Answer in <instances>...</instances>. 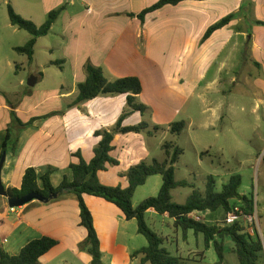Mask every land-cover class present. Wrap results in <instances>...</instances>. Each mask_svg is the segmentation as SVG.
I'll return each mask as SVG.
<instances>
[{
  "label": "crops",
  "instance_id": "obj_1",
  "mask_svg": "<svg viewBox=\"0 0 264 264\" xmlns=\"http://www.w3.org/2000/svg\"><path fill=\"white\" fill-rule=\"evenodd\" d=\"M158 1L40 0L47 16L64 8L49 33L57 39L55 48L50 46L47 50L60 53L58 62L61 68L72 70L73 80L70 87L62 86L61 91L55 89L50 92V97L56 101L53 107L38 113L31 109L32 113L26 114L27 119L21 121L27 123L33 118L61 112L72 104L78 95V85L86 80L84 66L88 62L101 67L110 81L138 77L143 85L139 99L154 109V120H159L158 123H171L180 112L185 100L183 97L193 92H183L181 86L173 94L163 91L165 82L161 85L157 79L159 68L178 70V76L190 78L194 89L198 90L199 67L201 63L205 64V52L209 48H226L231 44L236 52L249 48V60L256 69L253 78L258 85L264 86V27L258 24L264 22V0H250L249 4L246 0L185 1L176 6H165L147 15L145 22L141 23L137 16ZM130 14L135 17H130ZM231 14H238L237 19L201 43L209 27ZM48 35L40 38L37 45ZM223 67L224 64H220V72ZM35 77L38 84L42 74ZM217 79H214V85ZM153 96L163 102L154 103L150 100ZM97 99L99 97L81 107L67 108L62 115L37 120L19 133L17 149L7 153L2 170V182L7 191L21 188L28 168H35L39 176L52 168L51 182L57 188L65 177H72L70 164L78 161L72 154L80 152L86 162L93 159L100 142L94 133L112 129L127 105V96L119 95L103 100L101 108L98 106V111H95ZM85 108L88 114H85ZM10 111L11 107L0 97V159L11 123ZM16 112L18 117L21 116V107ZM136 115L140 113L127 117L123 126L140 124V121L135 123L138 120ZM130 134L133 133L115 135L113 158H118L114 154L116 143ZM122 149L126 151L129 148L124 145ZM139 153L142 160L150 158L146 146H142ZM118 161V166H109L107 171L100 172L99 180L105 186L127 188L129 181L121 174L127 172L131 165L123 168L122 159ZM152 178L137 189L133 198L135 207L154 196L151 192H160L163 181L156 178L148 184ZM137 194L141 195V201H135ZM85 203L93 216L104 264H149L142 263V255L134 257L136 252L148 246L147 239L138 232L135 219L127 220L116 205L102 198L85 196ZM156 216L161 215L150 209L146 213V221ZM161 217L170 218L168 215ZM191 217L224 226V214L219 211L195 212ZM80 221L79 203L73 194H65L49 202L36 200L15 211H11L7 199L0 196V247L10 255H18L30 241L51 237L59 244L41 258L40 264H92L91 255L79 248L88 235ZM257 226L263 236L264 214L257 213ZM232 247L235 248L234 245Z\"/></svg>",
  "mask_w": 264,
  "mask_h": 264
},
{
  "label": "rangeland",
  "instance_id": "obj_2",
  "mask_svg": "<svg viewBox=\"0 0 264 264\" xmlns=\"http://www.w3.org/2000/svg\"><path fill=\"white\" fill-rule=\"evenodd\" d=\"M9 7L37 28L46 23L48 16L44 13L40 0H0V97L8 106L15 109L21 107L22 115L19 118L24 121L28 117L26 114L32 113L31 109L38 113L53 107L56 101L50 97V92L55 89L59 92L62 86L70 87L73 72L55 64L60 59L57 50L52 53L47 50L50 46L54 47V41L57 40L52 33L35 47L33 61L16 51V48L24 47L31 36L29 32L10 23ZM205 55V64L201 63L199 67L198 90L194 89L190 78L178 76V70L159 68L157 79L161 85L165 82L163 91L173 94L181 86L183 92L187 91L189 94L193 91L192 95L183 97L185 100L180 112L171 123L155 121L151 106H148L150 112L145 117L136 115L138 120L135 123H149V130L153 135L149 136L144 131L140 135L133 133L129 137H123L116 143L114 154L118 160L122 159L123 168L143 161L163 162L166 159L163 144L173 143L183 150L176 165L177 181L193 183L204 194L210 175L216 181L218 192L233 176L239 175L242 179L240 194L253 197L255 212L264 214V86L258 85L253 78L256 69L249 60V48H241L236 52L233 44L226 48L215 46L209 48ZM222 63L224 67L220 72ZM38 73L42 74V80L35 87H29V80ZM215 78L217 83L214 85ZM115 96L119 95L100 96L95 102L94 110L98 111V106L101 108L103 100ZM150 100L154 103L162 101L154 96ZM175 103L179 104L178 100ZM84 111L88 114L87 108ZM177 122L186 124L179 136L173 134L170 127ZM156 126L159 127L158 130H155ZM124 145L129 149L124 151ZM142 146H146L149 151L148 160H142L139 153ZM152 177L148 184L157 180L156 178L163 181L160 175ZM192 193L191 188H178L173 191L174 202L184 204ZM138 194L135 201H141V195ZM151 194L154 195L151 197H157L159 192ZM218 211L224 214L222 220L225 221L227 214L223 210ZM147 223L150 229L165 239L164 247L172 255L185 259L187 264L219 263L214 246H206L203 234L197 235L191 230L184 234L175 227L172 219L161 216L151 217ZM255 229L264 244V232L262 236L258 226ZM224 245L223 264H239L238 257L233 252L232 240L226 238Z\"/></svg>",
  "mask_w": 264,
  "mask_h": 264
},
{
  "label": "trees",
  "instance_id": "obj_3",
  "mask_svg": "<svg viewBox=\"0 0 264 264\" xmlns=\"http://www.w3.org/2000/svg\"><path fill=\"white\" fill-rule=\"evenodd\" d=\"M185 1L193 0H159L137 17L141 23H144L147 15L161 10L165 6H176ZM246 2L249 4L250 0H246ZM244 9L243 7L242 10ZM63 11V7L52 11L46 23L42 27L37 28L33 23L17 15L12 7H9L10 23L21 30L29 32L31 36L26 45L16 48V51L25 54L30 61H33L38 40L50 33L53 24ZM129 16L135 17L134 14ZM237 17L238 14H231L213 24L206 31L201 43L210 39L214 33L228 26ZM258 24L264 27V22H258ZM55 64L60 65V62H55ZM84 71L86 80L78 85L76 99L72 104L66 106L65 109L81 107L82 104L88 101L108 95H126L127 107L112 129L98 130L94 133L96 138H100V142L96 146L94 157L90 162H86L80 152L72 154V157L78 161L70 164L71 178L65 177L61 185L56 188L51 182V175L54 173L52 168L43 176H39L35 168H28L23 176L21 188L8 189L9 196L22 197L30 193H37L44 199H49L54 195L58 197L65 194L75 195L80 208V226L84 227L88 232L86 240L80 243L79 248L91 255L92 264L104 263L100 240L94 226L92 213L85 203V196L102 198L116 205L127 220L135 219L137 221L139 234L143 235L148 241L146 248L134 254V257L143 256L142 263L187 264L182 257L172 255L164 247L165 239L148 226L146 213L148 210L154 209L159 215H168L173 219L175 227L181 229L184 234L190 230L197 235L203 234L206 246H214L219 258L218 264H223L225 261L224 239L226 238L231 239L234 243L233 252L237 255L239 264H263L264 244L256 230L254 235H251L243 222L222 227L198 221L191 217L195 212L206 211L217 212L218 210H223L227 214L235 206H241L247 214H253L255 211L254 199L253 197L240 194L242 179L239 175L233 176L220 192L216 191V181L210 175L206 191L202 194L193 183L186 180H176V165L183 154V150L176 147L173 143L167 142L162 146L166 154V159L163 162L154 160L152 163H147L143 161L121 174V177L127 178L129 181L127 188L105 186L100 182V172L107 171L109 166L119 165V161L111 155L114 150L113 142L116 134H140L147 131L149 136L153 135V132L149 130L150 124L147 122H142L136 126H123V122L127 117L135 112L145 117L150 112V108L139 99L143 93V85L138 77H125L110 81L101 67H96L90 62L84 66ZM10 107L11 123L7 128L1 157L4 153L16 151L19 133L23 129L30 127L37 120L62 115L65 111L64 109V111L54 112L45 117L33 118L29 122L24 123L18 117L15 107L11 105ZM170 127L171 132L179 136L185 129L186 124L185 122H177L171 124ZM158 129L159 127L156 126L155 130ZM157 175L163 178V185L158 196L147 198L135 207L133 198L137 189L144 186L150 177ZM178 188L193 189V193L184 204L174 202L173 191ZM58 244L59 242L51 237H42L30 241L18 255H10L0 247V264H40L41 258Z\"/></svg>",
  "mask_w": 264,
  "mask_h": 264
},
{
  "label": "water",
  "instance_id": "obj_4",
  "mask_svg": "<svg viewBox=\"0 0 264 264\" xmlns=\"http://www.w3.org/2000/svg\"><path fill=\"white\" fill-rule=\"evenodd\" d=\"M38 81L37 77H32L29 82L28 86L33 88L36 86ZM6 156L7 153H4L3 156L0 159V196L5 197L8 201V206L10 209H17L21 208L33 201H40V202H49L52 199L58 198L57 195L51 196L49 199H44L42 196H40L37 193H30L28 195L22 196V197H10L8 194V191L6 190L3 182H2V170L4 167V164L6 162Z\"/></svg>",
  "mask_w": 264,
  "mask_h": 264
},
{
  "label": "built area",
  "instance_id": "obj_5",
  "mask_svg": "<svg viewBox=\"0 0 264 264\" xmlns=\"http://www.w3.org/2000/svg\"><path fill=\"white\" fill-rule=\"evenodd\" d=\"M15 211V209H11ZM196 220V219H195ZM200 221V220H198ZM237 222H243L247 228V231L254 235L255 227L257 226V213L247 214L241 206H235L230 212L227 213L224 225L230 226Z\"/></svg>",
  "mask_w": 264,
  "mask_h": 264
}]
</instances>
